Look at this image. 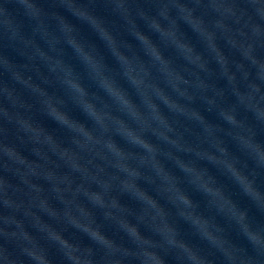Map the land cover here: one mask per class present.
<instances>
[{
    "label": "clouds",
    "instance_id": "clouds-1",
    "mask_svg": "<svg viewBox=\"0 0 264 264\" xmlns=\"http://www.w3.org/2000/svg\"><path fill=\"white\" fill-rule=\"evenodd\" d=\"M0 264H264V0H0Z\"/></svg>",
    "mask_w": 264,
    "mask_h": 264
}]
</instances>
